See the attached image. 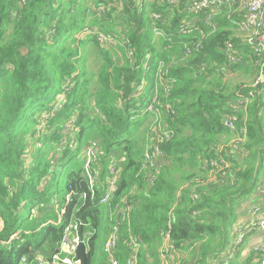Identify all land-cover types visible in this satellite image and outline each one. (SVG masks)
Returning <instances> with one entry per match:
<instances>
[{
	"label": "trees",
	"instance_id": "obj_1",
	"mask_svg": "<svg viewBox=\"0 0 264 264\" xmlns=\"http://www.w3.org/2000/svg\"><path fill=\"white\" fill-rule=\"evenodd\" d=\"M95 1L96 6L85 0H0V264H20L23 256L29 264L50 261L71 220L94 230L85 247L87 264H111L105 242L117 218L111 220L110 210L129 201L130 232L124 222L114 256L118 264L131 257L124 244L130 234L140 239L137 264H161L159 247L166 236L176 261L208 264L228 244L236 208L256 189L264 166V92L257 94L252 86L223 90L230 73H260L251 46L235 34L244 12L238 4L224 8L213 18L214 28L194 21L187 13L189 0L176 6L149 0L143 8V0H117L111 7L107 0ZM102 7L104 12L97 10ZM152 12L162 15V25L152 21ZM183 22L195 27L184 34ZM155 26L164 33L156 42ZM121 30L131 40L133 59L126 44L108 47L97 40L99 32ZM227 42L245 56L242 64L230 62ZM185 45L193 49L190 57L184 56ZM161 63L169 68V94L157 76ZM258 88L264 90V83ZM250 92L255 97L240 111L248 131L243 154L227 177L196 185L194 178L204 173L220 138L231 135L226 115ZM156 97L174 112L159 107L160 129L170 133L162 142L149 136L156 129L143 140L142 130L154 123L147 109ZM92 143L100 149L93 199L85 171ZM147 145L162 152L151 171L143 169ZM175 164L199 173L177 184L170 178ZM112 166L116 190L109 207L101 200ZM149 174L155 176L152 182ZM77 258L81 264L79 251Z\"/></svg>",
	"mask_w": 264,
	"mask_h": 264
},
{
	"label": "built area",
	"instance_id": "obj_2",
	"mask_svg": "<svg viewBox=\"0 0 264 264\" xmlns=\"http://www.w3.org/2000/svg\"><path fill=\"white\" fill-rule=\"evenodd\" d=\"M117 0H107L108 7H111ZM167 1L171 5H178L180 0H162ZM22 4H26L27 0H21ZM145 0L141 3V8L145 7ZM235 4L240 5V11L244 12V22L240 24L243 31L250 33L246 42L251 46L254 56L256 58L255 65L260 67V74L256 78L252 88L257 89L260 84L264 81V0H190L187 13L196 19H202L207 26L216 27L213 23L219 12L226 7H233ZM98 11L104 12L105 7L97 9ZM151 19L154 22H160L163 24V17L161 14L152 12ZM195 27V24H189L183 22L181 26V32L188 34L191 29ZM85 33H88V29H85ZM120 33V32H119ZM118 33V34H119ZM124 33V32H122ZM115 33H104L99 32L97 35L98 42L103 46H112L116 44H126L130 50L127 51V56L130 59L134 58L131 40L127 37H119ZM154 34L156 37L164 35L162 29L155 26ZM119 42V43H118ZM199 49V45L196 46V50ZM193 53V49L190 45L184 46V56L190 57ZM226 54L231 63L242 64L245 60V56L239 53L234 44L226 43ZM145 70H150L148 62L145 64ZM169 74V68L165 67L162 63L159 65L157 76L163 83L164 90L167 94L171 91L170 81L167 79ZM145 83L142 82L138 91L144 90ZM252 100L255 97L254 92H250L249 96L241 97L237 100V103L232 107V114L226 115L225 126L231 133L230 141L227 145H218L212 151V158L209 161H205L203 164V172L199 175L202 184L210 183L227 177L231 174L235 163L238 161L239 155L242 152V146L247 140V127L244 123L239 126L241 108L246 110ZM154 105L148 107L147 111L154 115L160 116V109L164 108L166 111H172L170 105L161 104L158 97L154 100ZM75 123V121H74ZM170 135L169 131L162 132L159 130L156 136L157 141L162 142L165 138ZM226 154V155H225ZM162 156V152L158 145L153 150L150 148L146 150L144 154L143 169L151 171L157 164L156 161ZM100 160V149L97 148L96 143L88 145L86 148V162L85 171L88 178L89 189L91 191V198L95 197V189L99 179V173L96 167ZM204 176L202 179L201 177ZM148 181L152 182L155 178L153 174H149ZM104 196L101 200V204L104 206H111L114 193L116 190V169L112 168L107 178V184L105 188ZM256 194L258 197V203H256L251 210L250 218L246 221H240L233 226L234 242L232 240L226 245L224 250L218 253L215 257L216 264H233L236 258L242 256V264H264V180L256 187ZM87 195L83 198L86 199ZM71 200V196L67 197V201ZM132 201L127 202V206L124 208H118L117 211L110 210V218H117L114 220V224L111 229V233L107 237L105 242V251L110 256L111 264H118V260L114 257L118 245L122 242V231L121 227L124 222L128 224V230L130 232V215L133 211ZM64 213V212H63ZM171 219L173 218L172 215ZM88 224L83 221L71 220L64 229L63 240L60 245L59 253L55 254L50 261L38 258L36 264H80L77 258L78 246L83 243L87 246L89 239L93 236L94 230L87 229ZM86 229V230H84ZM256 237L258 239L255 245L250 244L251 238ZM166 243L170 242V237H165ZM124 244L129 247L131 251V257L127 264H137L138 256L140 253V239L130 234L128 239L124 240ZM172 248L166 245L162 249V257L166 251H170ZM161 259V256H160ZM20 264H29V259L26 256L21 258ZM162 264V261H161Z\"/></svg>",
	"mask_w": 264,
	"mask_h": 264
},
{
	"label": "rangeland",
	"instance_id": "obj_3",
	"mask_svg": "<svg viewBox=\"0 0 264 264\" xmlns=\"http://www.w3.org/2000/svg\"><path fill=\"white\" fill-rule=\"evenodd\" d=\"M148 1L149 0H145V2H146V4L145 5H147V3H148ZM87 2V3H86ZM189 2H190V0H189ZM189 2L187 3V8H188V5H189ZM85 3L88 5V6H92V5H94V6H96V1L95 0H85ZM180 4L182 3V0H180V2H179ZM232 9V8H231ZM229 12H231V11H229ZM198 19H194V21H197ZM190 25H191V23H189ZM124 31V30H123ZM122 30L121 31H119L120 33L118 34V33H115V34H118L117 36H118V38L121 36V37H124L125 39L127 38L126 36V34L125 33H122L123 32ZM235 34L238 36V37H241V36H244V38L245 39H247L248 38V35L250 34V33H248V32H246V31H243L242 29L241 30H239V31H235ZM158 40V38L156 37V35H155V38H154V42H156ZM119 43V42H118ZM92 59H90V61H89V64H88V66H89V69H90V71H96L97 70V66H96V64H93L92 63ZM259 67V66H258ZM260 68V67H259ZM229 75V73L226 75V76H228ZM257 76V75H256ZM255 81H256V79H254L253 78V76H251L250 74H248V73H246V72H243V71H240V72H233V73H230V75L228 76V79L226 80V82H225V84L223 85V90L225 91V92H233L235 89H237V88H245V87H251V86H253V84L255 83ZM259 87V86H258ZM249 108V107H248ZM247 108V109H248ZM246 109V110H247ZM245 110V111H246ZM242 112H244V111H242ZM238 116H239V118H240V121L242 120L241 119V116H240V113H238ZM74 121L75 120H73L71 123H74ZM160 121V119H159V115H155V118H154V120H153V124L152 125H149V128L147 129V128H144L143 130H142V132L144 133V136H143V140H146V138H147V135H148V133L147 132H149V131H151L152 129H156V131L158 132V128H159V122ZM243 121V120H242ZM71 130H72V133H74V128H71ZM153 131V130H152ZM165 132V131H164ZM157 134H154V136H156ZM150 137H152V139H153V141H155L156 139H157V137L158 136H156V137H154V136H152V135H149ZM156 138V139H155ZM151 138H149L148 137V140H150ZM151 139V140H152ZM229 136H223V137H221L220 138V140H219V145H227L228 143H229ZM96 146H97V148L99 147V145H98V143H96ZM149 148H151V146L150 145H147V147L145 148V151H144V154H145V152H146V150L147 149H149ZM113 157H115V158H117V160H116V163L118 162H120V160H118L119 159V156H117V154L114 152V155H112ZM205 160V159H204ZM73 168L75 169L76 167L75 166H73ZM112 168H115V167H110V170L112 169ZM110 172V171H109ZM198 171H195V170H190V168L188 167V166H185V167H178L176 164L175 165H173L171 168H170V178L171 179H173V181H175V183H177V184H179V183H181L182 182V178H185V177H188V175L189 174H194V176L196 175V173H197ZM199 173V172H198ZM197 173V174H198ZM202 179L204 178V176H202L201 177ZM65 182V181H64ZM193 183H195L196 185H200V184H202V181H201V179L199 178V176H196L195 178H194V180H193ZM190 186V183H187V184H185V186L184 187H189ZM65 192H66V188L64 187L63 188V190L61 191V193H60V195H59V199L60 200H62V198L64 197V195H65ZM177 196H178V193H177ZM246 201V198H244L243 200H242V203H244ZM237 209V211H239V210H241L242 208L241 207H237L236 208ZM103 240H104V235L102 234V232L100 233V238H99V242H100V247H101V243L103 242ZM220 240L218 239L217 241H216V243L217 242H219ZM166 245H169L171 248H172V250H170V251H166L165 253H164V255H163V257H162V249L166 246ZM140 250H141V248H140ZM159 255L161 256V261H162V264H181V262L179 261L178 262V260L176 261V259H179V257L176 255V250L174 249V246H173V244H171L170 242H168V243H166V241L164 240L163 241V243L161 244V246L159 247ZM148 257H149V255H148ZM198 260L199 259H197L196 261H195V264H199L200 262H198ZM242 262L243 261H241L240 263H238L236 260L234 261V263L235 264H242ZM212 263H215L216 264V261H215V258H210L209 260H208V264H212ZM233 263V264H234Z\"/></svg>",
	"mask_w": 264,
	"mask_h": 264
},
{
	"label": "crops",
	"instance_id": "obj_4",
	"mask_svg": "<svg viewBox=\"0 0 264 264\" xmlns=\"http://www.w3.org/2000/svg\"><path fill=\"white\" fill-rule=\"evenodd\" d=\"M260 73H257V76H254L253 78L256 79L258 76H259ZM263 76H264V73H263ZM264 83V81H263ZM262 83V84H263ZM262 92H264V90H261L259 88H257V94H262ZM160 125H159V128H158V132L160 129ZM157 132V133H158ZM156 133V134H157ZM231 138V135L229 137V140ZM226 155V154H225ZM264 180V166L263 168L261 169L260 171V175H259V179H258V183H257V186L260 182H262ZM258 197H257V194H256V189L253 191V193L251 195H249L248 197H246V201L244 203L241 202L240 206L242 209L237 211L238 215H237V218H236V221L234 223V225L236 223H239L240 221H246L250 218V215H251V210H252V207L258 203ZM233 225V226H234ZM232 240V242H234V235H233V228L231 229V233H230V237H229V242ZM258 239L256 237H253L251 238L250 240V244L251 245H255L257 243ZM228 242V243H229ZM236 261L238 263H240L242 261V256L239 255L237 258H236ZM212 264H215V263H212ZM235 264V263H234ZM255 264V263H253Z\"/></svg>",
	"mask_w": 264,
	"mask_h": 264
},
{
	"label": "water",
	"instance_id": "obj_5",
	"mask_svg": "<svg viewBox=\"0 0 264 264\" xmlns=\"http://www.w3.org/2000/svg\"><path fill=\"white\" fill-rule=\"evenodd\" d=\"M78 251L82 255V262H81V264H87L86 249H85V245L83 243H81L78 246Z\"/></svg>",
	"mask_w": 264,
	"mask_h": 264
}]
</instances>
